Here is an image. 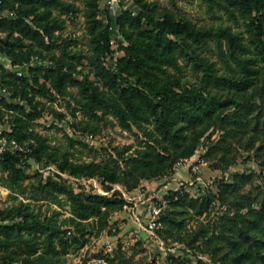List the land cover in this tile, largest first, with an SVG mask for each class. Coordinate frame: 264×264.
I'll use <instances>...</instances> for the list:
<instances>
[{"label": "trees", "instance_id": "1", "mask_svg": "<svg viewBox=\"0 0 264 264\" xmlns=\"http://www.w3.org/2000/svg\"><path fill=\"white\" fill-rule=\"evenodd\" d=\"M100 1L0 0L6 60L0 63V121L7 126L1 135L23 147L0 152V186L10 192L0 206V264H71L69 254H82L110 214L128 204L124 192L170 174L179 159L197 154L211 128L221 131L204 152L218 158L212 166L226 170L243 147L264 170V0H202L219 13L216 25H199L177 9L178 0L169 7L131 0L115 14L102 11ZM80 15L83 33L67 31ZM230 19L243 21L250 35L225 24ZM49 111L61 122L81 112L69 127L90 135L112 116L134 140L110 143L99 159H87L98 148L83 138L65 132L67 142L54 143L40 131ZM44 161L75 177L99 178L107 193L79 195L45 181L38 170L31 175L33 163ZM253 176L230 172L217 180L216 191L199 195L185 186L169 189L157 231L213 264H264V190H246ZM216 202L228 205L216 229L189 231L190 210L202 215ZM110 253L98 255L114 263ZM182 262L172 255V264ZM197 264L209 263L198 257Z\"/></svg>", "mask_w": 264, "mask_h": 264}, {"label": "rangeland", "instance_id": "2", "mask_svg": "<svg viewBox=\"0 0 264 264\" xmlns=\"http://www.w3.org/2000/svg\"><path fill=\"white\" fill-rule=\"evenodd\" d=\"M77 3H82V0H73ZM161 7H169V0H158ZM131 5V3H129ZM179 11L185 13L199 25H216L221 22L219 13L211 12L202 0H178ZM136 9V6L133 5ZM225 24L232 23L235 28H239L244 32L246 38L250 35L247 26L243 21L234 22L224 20ZM67 31H75L78 34L83 33V16L80 15L79 20L75 24H70ZM114 47L117 46L118 36L114 37ZM215 45H212L208 50L216 55ZM216 58V57H215ZM5 58L0 54V63L5 62ZM9 64V63H8ZM7 64V65H8ZM191 75H194L193 73ZM55 107L63 109L60 104H55ZM82 118L81 112L77 117L71 113L67 115V120L64 122L55 119L52 111L46 112L44 117L39 121L38 128L43 133L47 134L54 143H65L67 137L65 132L70 133L74 138H83L90 145H94L98 149L89 154L84 155L87 159H99L101 156V147L109 146V144L122 145L134 140L133 135L121 128L117 121L108 116L99 122V130L90 135L86 131L81 130L77 126L72 130L69 127V122L77 123ZM4 127H7L0 121V135ZM211 134L207 135L201 143L197 154L185 160L179 159L173 166L172 172L164 176L143 180L140 186L131 191L124 192L128 199L127 208L113 211L108 219V225L100 235H93L89 242L83 247L82 254L79 252L69 254L71 264H172V255H180V258L185 262L183 264H197L198 257L202 258L209 264L211 262L208 255L199 252L187 246L185 243L174 241L171 237H165L159 233L157 229L151 230L148 226V221L152 218L151 207L153 202L166 200L165 195L169 189H177L185 186L191 194L199 195L208 191H216L217 180L223 176H228L233 171H254L253 184L248 185L246 190L262 189L264 190V170L261 171L259 158L253 154V150L242 149L237 152V162L230 165L226 170L212 166L213 161H218L217 157L204 156V152L210 145H213L220 134L219 128H211ZM245 141L248 138H244ZM243 139V141H244ZM237 147L235 140L231 141ZM252 155L251 158L247 155ZM214 157V158H213ZM262 159V157L260 158ZM194 164L197 167H194ZM42 173L45 181L51 184H64L72 188L79 195H85L90 192L107 193L101 180L97 177H75L65 171H61L57 164L50 161L43 163H33V167L29 170L31 175L36 174V171ZM35 178V177H34ZM258 187V188H257ZM114 188L123 190L121 184H114ZM124 188V189H123ZM0 206L8 203L9 190L0 186ZM113 191V190H112ZM110 191L109 193H111ZM259 197V196H258ZM167 201V200H166ZM167 203H162L161 211L158 217L162 216L166 211ZM228 205H223L216 202L208 212L195 214L188 217L186 226L191 230H215L219 220V216L223 214ZM161 221V220H160ZM163 222H160L158 227H162ZM164 228L161 229V232ZM107 240H111L112 247L107 245ZM86 251V252H85ZM111 252V256H115L114 263H110L105 257L98 255L101 252ZM85 252V254H84ZM86 255L85 257L83 256Z\"/></svg>", "mask_w": 264, "mask_h": 264}, {"label": "built area", "instance_id": "3", "mask_svg": "<svg viewBox=\"0 0 264 264\" xmlns=\"http://www.w3.org/2000/svg\"><path fill=\"white\" fill-rule=\"evenodd\" d=\"M130 1L131 0H101L100 8L102 11L109 10L113 14H115L120 10L121 5L128 6ZM114 40H115L114 38H112L111 40V42L113 43V46H114ZM18 73L22 74V70H19ZM0 96H1V93H0ZM9 149H12V150L13 149H23V147L19 145V143L16 141L15 138H9L5 135H0V152L6 151ZM185 160H189V158H185ZM194 167L196 168L197 165L194 164ZM162 203H167V201L163 200V201L152 203V207L150 209L152 218L147 223L151 230L156 229L161 222L158 217V214L161 211ZM125 207L126 208L128 207L127 204L125 205ZM106 243L109 247H112L113 242L111 240H107ZM88 264H91V263L88 262Z\"/></svg>", "mask_w": 264, "mask_h": 264}]
</instances>
